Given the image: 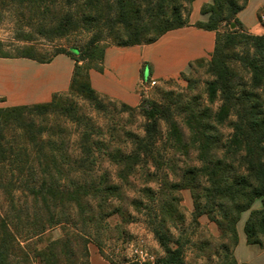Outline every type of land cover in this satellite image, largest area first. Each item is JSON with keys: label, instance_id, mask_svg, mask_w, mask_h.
I'll use <instances>...</instances> for the list:
<instances>
[{"label": "rangeland", "instance_id": "rangeland-1", "mask_svg": "<svg viewBox=\"0 0 264 264\" xmlns=\"http://www.w3.org/2000/svg\"><path fill=\"white\" fill-rule=\"evenodd\" d=\"M199 2H202L201 5ZM198 4L196 7L192 3L185 4V26H195L197 22L207 21L208 14H201L205 0H199ZM247 5L250 8L242 17L256 22L257 26L252 32L264 35V0H247ZM45 7V11H40L27 0H0V70L6 69L9 72L2 70L0 74L11 76L15 72L21 79L27 73L23 69L26 68L24 65L30 66L29 62L48 63L58 55L69 54L67 57L73 58L76 63L82 58L79 51L85 48L86 42L101 31L99 27L91 28L81 22L80 7L75 0H52L41 9ZM65 14L74 15L80 22L76 26L71 25L66 33L61 34ZM231 22L234 26L233 21ZM227 24V21L220 22L215 34L219 38L222 51L214 64L211 62L212 52L190 62L187 69L177 76L163 79L150 76L149 64H142L135 93L139 95L140 102L141 99H146L159 106L153 142L140 141L145 137L147 123V119L138 109L140 103L136 106L128 105L131 108L128 109L122 106V101L100 93L96 95L97 101L93 102L81 92L70 91V81L65 91L56 93L60 103L58 109L47 112L36 122L43 124L51 133L63 129L65 134L62 139L67 144L64 153L75 159L81 156L79 142L85 140L81 134H92L91 140L96 143L94 147L98 152L91 166L92 171L85 176L80 175L83 174L81 171H78V175L70 176L89 192H93L91 188L96 187L100 191L84 197L79 208L69 204L71 221L48 227L35 237L33 242L37 243L38 249L70 234L73 252L66 251L68 254L63 257L62 264H70V261L84 264L87 259L84 258L85 248L87 253H99L113 263L125 264L133 246H145L158 261L165 253L153 234L152 222L156 215L159 219L162 214L161 204L168 200L163 197V193L168 189L178 199V212L181 216L177 214L174 220L165 219V226L167 235L183 249L184 264H247L235 258L236 246H232L227 239L219 238L217 226L207 215H197L194 209V190L184 187L187 170L203 167V160L206 161L212 156L221 157L226 138L232 132L228 122L220 120L216 113L221 101L220 94L217 92L215 95L212 92L213 82L217 79L214 75L216 70L213 69L222 70L223 63L233 74L235 87L242 85L250 77L239 63V59L245 56L250 47L248 48L240 35L235 36L233 44L230 41L232 32ZM243 31L244 34H252L245 27ZM103 32V35L107 34L108 30ZM103 40L102 44H106L107 48L119 47L112 45L109 39ZM168 42L167 40L164 44ZM163 55L166 58L162 54H155L153 65L170 74L176 69L175 61L169 56L177 58L180 53ZM78 64L84 74L85 68L96 65L97 60L84 59ZM216 65L219 67L216 68ZM146 69L148 74L145 78ZM13 80L15 85L0 80V107L32 104L22 102L28 100L25 99L28 97L25 93L31 92L35 85H27L23 89L18 80ZM258 93L264 95L261 91ZM207 111L209 117H204L203 122L206 126H212L207 131L210 141L204 146L205 151L201 152L199 146L205 141L201 138L199 142L198 138L201 136L194 135L195 125H192L191 119L194 118L193 115L203 117ZM171 123L176 132H173ZM44 137L48 138L47 133H44ZM51 140L54 138L51 137ZM102 149H109L108 156L99 153ZM117 150L123 155H131L133 162H127ZM64 169L69 172L76 171L73 166L71 170ZM0 171L7 176L16 172L7 163L0 165ZM201 180L204 182L203 177ZM155 198L160 201L154 202ZM32 200L33 197L25 191L13 190L11 196L10 193L0 190V213L5 215L13 207L21 212H29L32 209ZM204 204L206 200H202L201 206ZM259 206L260 199L254 201L252 208ZM248 215L249 211L243 212L237 223L242 234ZM249 247L253 252L261 251L264 249V238L261 237V247Z\"/></svg>", "mask_w": 264, "mask_h": 264}, {"label": "trees", "instance_id": "trees-1", "mask_svg": "<svg viewBox=\"0 0 264 264\" xmlns=\"http://www.w3.org/2000/svg\"><path fill=\"white\" fill-rule=\"evenodd\" d=\"M27 1L35 9L45 11L46 7H41L52 0ZM193 1L75 0L80 7L81 22L91 28L99 27L101 31L79 51L82 58L74 63L69 90L81 92L88 100L96 102L97 92L90 85L89 71L102 70L107 48L106 44H102L103 39H109L112 45L119 47L153 43L166 32L186 25L185 4ZM246 3L247 0H211L201 8V14H208L207 21L197 22L195 25L216 34L219 23L227 21L232 32L230 41L234 44L235 36L240 35L250 47L245 56L239 59L241 68L250 77L242 85L235 87L233 74L223 63L222 70L213 69L216 70L214 75L217 79L213 82L212 92L215 95L218 92L221 101L216 113L220 120L228 122L232 132L226 138L221 157L212 156L203 160V167L187 170L184 187L194 190V209L197 215H207L217 226L219 238L227 239L232 246L238 243L237 223L241 214L249 211L243 225L246 243L261 247V237L264 238V95L258 92L264 93V35L244 34V27L237 14L245 8ZM77 19L72 14H65L60 33L64 34L71 25H77L80 22ZM231 21L235 24L233 27ZM236 28H239L240 34ZM105 29L108 32L104 36ZM221 51L219 38L215 36L211 60L213 64L217 62ZM27 58L31 59L29 56ZM84 59H96L97 64L87 66L82 74V67L78 62ZM56 96L54 93L50 101L44 103L0 107V165L7 163L16 170L9 176L0 171V190L11 196L13 190L25 191L33 197L29 212H21L13 207L5 215L0 213V264H62L63 257L68 254L66 251L73 252L70 234L52 241L43 249H38L33 239L48 227L70 222L72 215L68 211L69 204L79 208L84 197L100 191L96 187L91 188L93 192H89L70 176L78 175V171L83 173L81 176H85L92 171L94 157L98 154L94 147L96 143L91 140L92 134H81L85 140L79 142L81 156L75 159L64 153L67 144L62 139L65 134L63 129L51 133L43 124L36 122L47 112L58 109L60 103ZM122 106L130 108L124 103ZM138 109L147 119L145 137L140 141L153 142L159 106L153 101L141 99ZM212 114L214 117V113ZM193 117L194 135L201 136L198 138L199 142L201 138L205 141L199 146L203 152L207 141H210L207 131L212 126H206L203 122L204 117H209V112L203 117ZM171 126L173 132H176L172 123ZM44 133H47L48 138L44 137ZM108 152L109 149H102L99 153L108 156ZM117 152L127 162H133L131 155H123L119 150ZM72 166L76 171L64 169L71 170ZM163 197L168 200L161 204L162 214L159 219L156 215L152 222L153 234L165 253L158 263L184 264L183 249L167 235L165 226V219L174 220L177 214L181 216L178 212V199L168 189L164 190ZM258 199L261 206L252 208L254 201ZM202 200H206L203 206ZM153 201L160 200L155 198ZM84 251V258H87L84 264H89V253L86 248ZM70 264H75V261H70Z\"/></svg>", "mask_w": 264, "mask_h": 264}, {"label": "crops", "instance_id": "crops-1", "mask_svg": "<svg viewBox=\"0 0 264 264\" xmlns=\"http://www.w3.org/2000/svg\"><path fill=\"white\" fill-rule=\"evenodd\" d=\"M194 0L193 7L201 5L202 2ZM211 0H205L209 3ZM250 5L237 14L243 27L248 29L250 33L262 35L252 32L257 24L252 20H246L242 15ZM246 20V21H244ZM168 44H164L165 41ZM215 44V32L207 31L193 25L184 26L175 30H171L160 36L157 40L150 44H141L130 47H108L104 52L102 61V70H90L89 82L91 87L100 94L115 98L123 103L136 106L140 103V97L135 93L142 64H149L150 76L158 79L170 78L184 72L189 63L195 59L203 58L212 53ZM152 49V52L151 50ZM168 50V52H167ZM156 53H154V52ZM179 57L169 56L175 61V69L172 73H164L153 65L156 59L155 54H179ZM24 65L27 73L18 78L14 72L11 76L0 74V80H5L7 84L15 85L13 79L18 80L19 86L23 89L27 85H35L28 94V99L22 103H44L50 101L52 95L57 92L65 91L69 85L72 75L74 61L65 55H58L50 62L44 64ZM16 69V66H14ZM5 71L6 69H2ZM0 70V71H2ZM9 70V69H7ZM18 70V69H17ZM8 72V71H5ZM9 73V72H8ZM10 77V78H9ZM22 81V83H20ZM238 243L234 250V256L237 260L247 264H264V249L259 252H253L246 243L244 232L238 230ZM89 264H116L105 259L101 254L89 252Z\"/></svg>", "mask_w": 264, "mask_h": 264}, {"label": "built area", "instance_id": "built-area-1", "mask_svg": "<svg viewBox=\"0 0 264 264\" xmlns=\"http://www.w3.org/2000/svg\"><path fill=\"white\" fill-rule=\"evenodd\" d=\"M158 261L145 246H133L125 264H157Z\"/></svg>", "mask_w": 264, "mask_h": 264}, {"label": "water", "instance_id": "water-1", "mask_svg": "<svg viewBox=\"0 0 264 264\" xmlns=\"http://www.w3.org/2000/svg\"><path fill=\"white\" fill-rule=\"evenodd\" d=\"M231 26H233V25H231ZM147 74H148V69H146V70L144 71V76H145V78L147 77ZM157 264H160V263H157Z\"/></svg>", "mask_w": 264, "mask_h": 264}]
</instances>
